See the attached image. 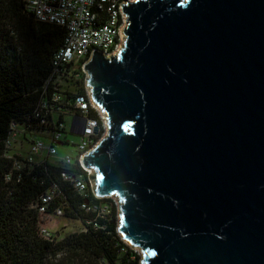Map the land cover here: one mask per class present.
Masks as SVG:
<instances>
[{"label": "water", "instance_id": "1", "mask_svg": "<svg viewBox=\"0 0 264 264\" xmlns=\"http://www.w3.org/2000/svg\"><path fill=\"white\" fill-rule=\"evenodd\" d=\"M82 70L108 131L83 157L140 264H264V0H136Z\"/></svg>", "mask_w": 264, "mask_h": 264}, {"label": "trees", "instance_id": "2", "mask_svg": "<svg viewBox=\"0 0 264 264\" xmlns=\"http://www.w3.org/2000/svg\"><path fill=\"white\" fill-rule=\"evenodd\" d=\"M64 38L63 29L38 23L26 13L22 0H0V264H139L117 233L116 204L95 198L90 189L80 195L62 180L64 172L87 180L78 165L45 163L25 168L18 182L5 181L12 164L5 157L10 127L39 125L35 117L39 103L59 89L48 81ZM76 86L77 94L84 93L80 83ZM65 95L73 99L71 92ZM55 187L47 212L61 208L65 218L83 228L50 242L40 235L37 205ZM83 206L98 210L87 212ZM103 208L107 212L100 214Z\"/></svg>", "mask_w": 264, "mask_h": 264}, {"label": "built area", "instance_id": "3", "mask_svg": "<svg viewBox=\"0 0 264 264\" xmlns=\"http://www.w3.org/2000/svg\"><path fill=\"white\" fill-rule=\"evenodd\" d=\"M26 13L32 15L38 23L55 25L65 32L62 47L56 52L52 61V75L48 83L59 87L58 92L43 99L35 113L40 119L37 128L25 125H11L5 141L6 158L11 161V169L5 177L6 182L21 179L25 168H32L45 163L61 164L65 167L78 165L86 174L73 176L68 172L62 174V180L73 186L80 195L88 189L92 191L89 179L92 171L83 166L82 160L94 150L108 131L107 119L102 109L92 102L91 94L85 88L87 75L82 70L90 60L93 51L99 50L110 56L119 51L125 36L120 34L126 28L120 5L136 0H22ZM77 83L83 86L84 93L77 94ZM47 88L44 89V93ZM66 92L73 94L67 99ZM93 114L96 116L93 117ZM77 136L74 144L68 136ZM72 146L73 154L59 156L58 147ZM27 147V151L23 148ZM52 191L42 196L38 207V228L41 237L52 241L55 237L43 225L52 218L63 216V210L57 208L48 213L53 195ZM87 212H96V207L83 206ZM106 208L99 210L104 214ZM121 238V237H120ZM122 242L134 253V260L142 254L132 248L122 238Z\"/></svg>", "mask_w": 264, "mask_h": 264}, {"label": "rangeland", "instance_id": "4", "mask_svg": "<svg viewBox=\"0 0 264 264\" xmlns=\"http://www.w3.org/2000/svg\"><path fill=\"white\" fill-rule=\"evenodd\" d=\"M107 133L104 135L103 138H105ZM68 140L71 141L72 143L76 144L79 141V138L77 136H68ZM24 151H27V147L23 148ZM74 148L72 146L68 147H58V154L59 156H64L65 154H73ZM115 204H117V198L112 197L110 198ZM43 227L53 234L55 237H66L70 234L77 233L79 232L83 227L80 222L76 220H70L65 218L64 216L61 217H55L52 219H49Z\"/></svg>", "mask_w": 264, "mask_h": 264}]
</instances>
